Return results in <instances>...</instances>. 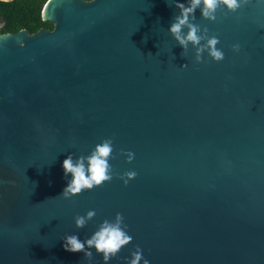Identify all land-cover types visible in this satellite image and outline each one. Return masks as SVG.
Returning a JSON list of instances; mask_svg holds the SVG:
<instances>
[{
  "label": "water",
  "instance_id": "water-1",
  "mask_svg": "<svg viewBox=\"0 0 264 264\" xmlns=\"http://www.w3.org/2000/svg\"><path fill=\"white\" fill-rule=\"evenodd\" d=\"M175 2L47 0L52 29L0 33V264H105L63 237L117 212L132 240L106 264L139 249L149 264H264V0L220 4L215 20L201 4L200 44L183 49ZM105 138L112 180L62 197L63 159Z\"/></svg>",
  "mask_w": 264,
  "mask_h": 264
},
{
  "label": "clouds",
  "instance_id": "clouds-1",
  "mask_svg": "<svg viewBox=\"0 0 264 264\" xmlns=\"http://www.w3.org/2000/svg\"><path fill=\"white\" fill-rule=\"evenodd\" d=\"M247 0H189L187 6L181 0H176L174 6L179 9V15L173 18V21L168 27V32L171 33L173 38L178 42L180 47L186 48L188 42H192L194 45H199L202 39L197 35L198 26L189 23V16H194L195 10L201 4L200 8L201 16L206 19L215 20V9L223 4L229 11H235L241 6V3H246ZM184 27L188 28L187 34H183ZM219 43V39L216 36H212L207 39V50L209 55L215 61H221L224 59V53L216 45ZM232 47L239 50V45L234 44ZM204 47L197 48V58L199 54L203 52ZM113 152V142L110 138L103 139L100 143H97L90 154L87 156H79L75 160L72 153H68L62 161V168L64 175L71 174V179L66 183L62 193V197H69L71 195L81 193L82 189H93L94 186H101L105 181H111V165L108 158ZM129 160L133 159L134 154L132 152L127 153ZM127 179L123 180L125 185L129 180L135 178L137 175L135 171H128L125 173ZM96 213L94 210L87 213V218H92ZM123 222V216L121 213H116L115 223L104 220L101 222L98 230L94 231L92 235L81 241L77 235H65L63 237V247L69 252H83L84 256L91 259L93 253L90 249L95 248L96 253L102 255V260L109 261L112 257H115L120 252L121 248L132 240V237L126 231L127 225ZM86 219L83 216H77L75 218V225L77 228H83L85 226ZM137 248H139L137 246ZM143 260V264H149L147 259H144L142 252L138 251L132 253L130 264H140Z\"/></svg>",
  "mask_w": 264,
  "mask_h": 264
},
{
  "label": "trees",
  "instance_id": "trees-1",
  "mask_svg": "<svg viewBox=\"0 0 264 264\" xmlns=\"http://www.w3.org/2000/svg\"><path fill=\"white\" fill-rule=\"evenodd\" d=\"M47 0H0V33L26 29L29 33L41 27L53 28V24L42 20L41 10Z\"/></svg>",
  "mask_w": 264,
  "mask_h": 264
}]
</instances>
